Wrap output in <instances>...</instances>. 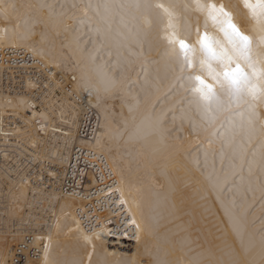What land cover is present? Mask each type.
<instances>
[{"label":"snow or ice","instance_id":"6c2138e0","mask_svg":"<svg viewBox=\"0 0 264 264\" xmlns=\"http://www.w3.org/2000/svg\"><path fill=\"white\" fill-rule=\"evenodd\" d=\"M0 24V41L25 48L41 68L28 80L29 89L58 99L57 93L66 90L63 73L71 70L76 90L103 101L97 106L104 123L90 154L122 142L166 156L183 168L193 202L220 216L223 225L206 245L190 237L162 244L146 211V194L134 192L121 172L106 185L110 195L105 199L127 213V229L113 231L108 227L111 218L102 215L73 217L74 229L69 231H74L76 244L62 247L49 235L41 264H264V214L254 231L248 200L249 193L259 191L264 208V0H0ZM50 33L71 34L67 47L74 44L79 57L70 69V61L45 48ZM64 48L62 43L61 57ZM153 52L162 55L168 95L174 98L173 106L159 111L154 105L149 108L153 90L161 86L147 70L156 62ZM109 99L120 100L119 114L107 110ZM19 106L34 107L25 99ZM55 110L34 109L25 119V134L36 124L46 133ZM185 121L189 137L195 134L199 141L194 150L179 134ZM32 145L41 148L39 133ZM171 208L181 211L175 203ZM56 228L62 231L59 220ZM129 231L136 241L134 252L110 249L107 237L127 236ZM14 255V245L4 235L0 264H17Z\"/></svg>","mask_w":264,"mask_h":264},{"label":"bare ground","instance_id":"6f19581e","mask_svg":"<svg viewBox=\"0 0 264 264\" xmlns=\"http://www.w3.org/2000/svg\"><path fill=\"white\" fill-rule=\"evenodd\" d=\"M229 1L241 3V0H224L226 3ZM19 2H28V0H19ZM31 2H39V0H31ZM47 2L60 4L71 3L72 0H47ZM243 22L245 23L244 20ZM2 27L3 25L0 24V28ZM36 39L39 41V37ZM71 41V34L50 33L44 45L46 49H54L59 58L65 59L66 62L70 61L69 69L79 57V54L74 52V44L72 49L67 47ZM62 43L65 45L63 57L60 56ZM0 49H21L30 54L23 47L5 45L2 41H0ZM153 56L156 62L147 70L154 79L158 77L157 83L161 86L159 90H153L149 108L154 105L159 111L173 106L174 98L168 95L164 79L167 69L162 55H156L153 52ZM136 72L140 73L139 79L143 81L144 76L139 65L136 67ZM71 76V70L63 73L66 90L59 91L57 99L50 95L46 97L36 90L29 89L27 82L30 78L27 76L22 78L23 90H17L13 82L15 77L10 69L0 66V239L7 235L14 247L25 235L29 234L34 236V245H41V251L49 235L62 247L71 249L76 244L75 233L69 231V228L74 229L73 217L79 219L76 209L82 207L84 202L77 197L65 196L60 192L58 173L68 158L73 142L89 149L96 143L102 131L104 115L103 110L97 106L103 101L98 102L94 93L89 95L87 91L76 90ZM132 79L133 82L137 79L135 73ZM137 91L138 88H134L133 95ZM21 99L27 100L34 107H20ZM84 103L90 105L99 118V130L90 141L79 140L76 137ZM53 106L56 109L54 119L49 123L46 133L39 132L40 125L36 124L34 127L28 126V134H25L24 122L26 118H31L33 110L51 111ZM106 108L109 112L114 111L119 114L121 102L118 99H109ZM124 111L127 112L126 107ZM176 127H180L179 119L176 121ZM189 129L190 124L185 121L183 130L179 134L186 138V143L194 150L199 141L195 138V134L189 137ZM37 133L41 138L39 151L32 145V140L37 138ZM204 146L207 147V144ZM95 152L104 156L116 180L122 172L134 192L140 189L146 194L149 205L146 211L156 225L162 244L168 240L181 241L190 237L191 240L206 245L219 234L223 227L221 217L205 212L199 203L193 202L191 189L185 187L183 168L175 165L166 156H153L147 148L142 152L139 146L132 148L122 142L112 143L103 151L97 149ZM10 156L14 157L11 159L14 162L7 167ZM200 158L203 159L202 153ZM183 163L187 164L188 161H183ZM108 193V191L104 192L102 196ZM225 195L230 194L225 193ZM214 200L215 197H213ZM248 200L253 204L249 220L252 229L256 231L261 226L260 217L264 214V208L259 203L260 192L249 193ZM173 203L181 211H173L171 208ZM106 205V212L102 216L111 218L112 223L108 227L113 231L123 233L128 227L124 223L127 213L119 211L114 206L110 207L111 201L109 200H106ZM216 208H219L218 204ZM57 220L62 227V231L59 232L56 228ZM107 239L112 250L118 252L136 250V241L131 238L130 231L127 236H109ZM42 259L43 251L35 264H41Z\"/></svg>","mask_w":264,"mask_h":264},{"label":"built area","instance_id":"2783aa9c","mask_svg":"<svg viewBox=\"0 0 264 264\" xmlns=\"http://www.w3.org/2000/svg\"><path fill=\"white\" fill-rule=\"evenodd\" d=\"M0 66L8 67L12 72L16 89L23 90V77L35 79L40 74L39 65L33 64L30 54L21 49H0ZM99 130V118L96 111L87 104H83V110L79 119L76 137L79 140H92ZM93 150L72 143L69 149L68 158L59 171V188L65 196H72L84 202L82 207L76 209L77 217L83 216L87 219L90 215H104L106 212L107 192L106 185L112 184L115 179L114 174L106 162L103 155ZM14 157L8 158L7 167L14 162ZM19 164H23L19 162ZM36 168V167H35ZM109 173H112L111 177ZM103 176V181L100 177ZM101 189H104L101 192ZM99 197V198H97ZM100 201V203H97ZM103 206V212L99 210ZM41 245H34V236L25 235L23 239L14 247V258L17 264H35L41 256ZM11 260V259H10Z\"/></svg>","mask_w":264,"mask_h":264}]
</instances>
